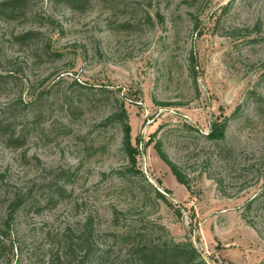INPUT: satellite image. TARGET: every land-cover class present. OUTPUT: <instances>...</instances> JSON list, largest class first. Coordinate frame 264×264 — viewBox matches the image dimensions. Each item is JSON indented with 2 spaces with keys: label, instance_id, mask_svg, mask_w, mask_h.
Here are the masks:
<instances>
[{
  "label": "rangeland",
  "instance_id": "obj_1",
  "mask_svg": "<svg viewBox=\"0 0 264 264\" xmlns=\"http://www.w3.org/2000/svg\"><path fill=\"white\" fill-rule=\"evenodd\" d=\"M28 13L0 20V75H12L0 81V119L11 124L0 136V225L14 197H28L0 264H80L55 254L58 235L85 222L96 249L84 264H135L111 235L138 220L163 226L156 238L191 243L207 264H264V0H91L84 13L30 0ZM31 31L43 37L18 45ZM120 102L143 181L116 174L129 165L122 131L102 126ZM215 130L222 141L210 140ZM144 181L173 208L143 194Z\"/></svg>",
  "mask_w": 264,
  "mask_h": 264
},
{
  "label": "trees",
  "instance_id": "obj_2",
  "mask_svg": "<svg viewBox=\"0 0 264 264\" xmlns=\"http://www.w3.org/2000/svg\"><path fill=\"white\" fill-rule=\"evenodd\" d=\"M30 0H1L0 1V20L5 21H17L21 22L26 20L29 12ZM65 5L70 11L77 13L86 12L91 6V0H58ZM196 0H188L190 3H194ZM130 26L126 24L125 27ZM43 37L40 32H26L15 37L18 45L21 47H30L33 43L39 42ZM44 56L53 57L46 50H43ZM12 75H0V81L2 79H9ZM81 88V87H79ZM87 90V89H86ZM100 96H104L103 93ZM261 103L263 99L259 97ZM69 113L73 114L78 110L74 105L73 100L68 105ZM111 123L119 124L122 131L121 150L123 154L128 158L129 165L121 171H117L116 174L123 177L139 178L140 173L135 168L134 150L131 147V130L128 124V117L125 110L124 103H119L113 111L106 117L102 126H107ZM11 130V124L8 120L0 119V136L4 137L9 135L8 131ZM210 140L220 142L224 139L223 133L220 131H213L209 136ZM9 143L13 146L21 147L24 143L23 134L10 135ZM153 149L156 152L159 159L169 168L171 174L174 176L178 184L189 188V182L183 171L174 164L163 148V144L160 140L154 141ZM61 171L58 176L66 182L69 175ZM143 181V180H142ZM145 182V181H144ZM147 184V182H145ZM140 186V181L136 184ZM66 183L63 181L60 185L56 184L54 189V196L61 198L66 193ZM150 193H143L145 195L153 194L154 199L161 202L166 207L172 209V204L167 200V191L163 193L159 192L156 188L147 184ZM28 197H22L16 195L8 206L6 216L3 223L0 225V257L2 258L7 254L6 251L12 253L13 245L10 243V224L12 218L17 212L25 206ZM150 202V200H148ZM176 212V211H175ZM179 215V213H177ZM180 217V216H179ZM119 220H115V225L119 226ZM122 231L118 235H112L114 238H118L123 244H125L130 252L131 261L135 264H207L204 259L201 258L200 253L189 242L176 243L171 238H156L157 232L155 229L165 231V228L161 225L152 224L151 227H142L140 221L128 222ZM95 237L96 232L93 229L92 222H85L82 228L76 233L73 231H64L58 235V241L61 244V250L55 254L57 262L65 260L66 262H76L84 264L90 257L95 254ZM6 242L8 245H6ZM59 252V253H58ZM104 256V252L99 258Z\"/></svg>",
  "mask_w": 264,
  "mask_h": 264
}]
</instances>
